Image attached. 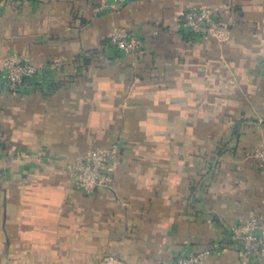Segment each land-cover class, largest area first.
<instances>
[{"label":"crops","instance_id":"obj_1","mask_svg":"<svg viewBox=\"0 0 264 264\" xmlns=\"http://www.w3.org/2000/svg\"><path fill=\"white\" fill-rule=\"evenodd\" d=\"M101 0L0 7V62H63L54 85L0 79V264H264L230 241L258 218L264 242V0H139L95 16ZM214 10L227 42L188 41L193 7ZM131 28L134 58L108 36ZM45 81L47 80L44 76ZM117 143L112 190L85 195L68 164Z\"/></svg>","mask_w":264,"mask_h":264},{"label":"built area","instance_id":"obj_2","mask_svg":"<svg viewBox=\"0 0 264 264\" xmlns=\"http://www.w3.org/2000/svg\"><path fill=\"white\" fill-rule=\"evenodd\" d=\"M26 1L0 0V7L8 6L15 10ZM132 1L139 0H101L94 6L93 13L95 16L110 14L126 7ZM179 29L190 42L213 40L217 46L227 42L230 35L228 29L220 24L217 13L202 6L188 9L180 20ZM108 46L115 58H134L139 53L141 44L131 28L123 27L110 32ZM62 65L63 62L56 60L45 67L36 66L20 55L12 54L0 62V79L7 89L13 92L20 91L26 82L37 87L54 85ZM118 156L117 143L109 148H96L81 160L68 164L65 174L73 188L85 195H92L99 190H112ZM250 156L264 169V145L251 152ZM260 227L258 218H251L236 224L229 232L230 241L241 246L245 258H261L264 255V242L258 235ZM219 249L217 245L207 246L197 252L178 257L174 264H201L215 256Z\"/></svg>","mask_w":264,"mask_h":264},{"label":"trees","instance_id":"obj_3","mask_svg":"<svg viewBox=\"0 0 264 264\" xmlns=\"http://www.w3.org/2000/svg\"><path fill=\"white\" fill-rule=\"evenodd\" d=\"M227 29H228V31L230 32L229 28H227Z\"/></svg>","mask_w":264,"mask_h":264}]
</instances>
